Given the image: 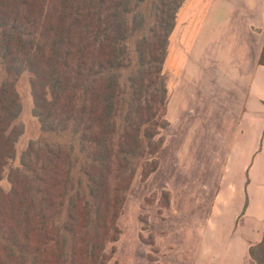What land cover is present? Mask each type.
Listing matches in <instances>:
<instances>
[{
  "label": "trees",
  "instance_id": "16d2710c",
  "mask_svg": "<svg viewBox=\"0 0 264 264\" xmlns=\"http://www.w3.org/2000/svg\"><path fill=\"white\" fill-rule=\"evenodd\" d=\"M184 2L0 0V179L21 134L23 72L42 133L0 190V264L107 262L134 177L157 169L163 64ZM248 254L264 264V234Z\"/></svg>",
  "mask_w": 264,
  "mask_h": 264
},
{
  "label": "rangeland",
  "instance_id": "374dc122",
  "mask_svg": "<svg viewBox=\"0 0 264 264\" xmlns=\"http://www.w3.org/2000/svg\"><path fill=\"white\" fill-rule=\"evenodd\" d=\"M239 2L185 0L178 10L162 71L168 126L160 132L162 145L153 157L157 169L147 178L134 177L115 222L117 241L105 247V264H242L238 254L229 257L228 250L217 249L221 245L210 234L209 219L234 151L243 91H248L245 85L243 91L233 90L226 74L232 72L230 61L241 54L239 41L232 38ZM247 2L258 14L261 0ZM30 77L23 72L15 82L21 111L14 124L21 134L15 158L0 179L3 193L10 189L8 168L18 167L28 144L42 137ZM246 174L251 177L250 214L243 223L264 225V152L247 164Z\"/></svg>",
  "mask_w": 264,
  "mask_h": 264
},
{
  "label": "crops",
  "instance_id": "0c3cea01",
  "mask_svg": "<svg viewBox=\"0 0 264 264\" xmlns=\"http://www.w3.org/2000/svg\"><path fill=\"white\" fill-rule=\"evenodd\" d=\"M242 1V4H237L241 11L232 32L236 35H232L234 41H239L241 54L230 61L232 72L226 74L233 90L243 91L241 86L245 85L248 91H243L238 113V135H234V149L231 147L234 151L231 150L228 156L209 219L212 223L210 234L215 236V243L221 245L217 249L224 253L228 250L229 257L238 254L242 264H254L248 249L261 241L264 225L250 220L244 224L243 221L250 214L248 188L251 177L247 176L246 167L264 152V66L258 64L264 48V0H261L258 14H252L250 2ZM242 161L243 167L239 169L237 164ZM226 264L233 263L230 260Z\"/></svg>",
  "mask_w": 264,
  "mask_h": 264
}]
</instances>
